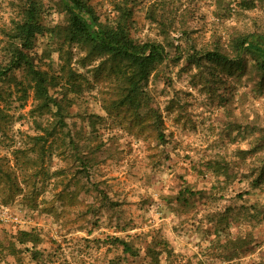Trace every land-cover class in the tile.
I'll list each match as a JSON object with an SVG mask.
<instances>
[{
  "label": "rangeland",
  "instance_id": "374dc122",
  "mask_svg": "<svg viewBox=\"0 0 264 264\" xmlns=\"http://www.w3.org/2000/svg\"><path fill=\"white\" fill-rule=\"evenodd\" d=\"M36 1L25 51L61 111L28 64L0 78V264H264V72L237 49L264 0H88L169 51L135 102L68 39L65 0ZM28 6L0 0V67ZM214 49L229 60L192 58Z\"/></svg>",
  "mask_w": 264,
  "mask_h": 264
},
{
  "label": "trees",
  "instance_id": "16d2710c",
  "mask_svg": "<svg viewBox=\"0 0 264 264\" xmlns=\"http://www.w3.org/2000/svg\"><path fill=\"white\" fill-rule=\"evenodd\" d=\"M27 1L29 6L26 10L25 19L18 25V31L15 35L19 43H14L9 63L0 67V78L16 67L28 64L29 68L26 70L34 82V98L38 101L37 108L43 110L50 108L54 104L57 108L56 113L60 114L61 105L49 91L51 77L46 72L35 69L30 64L28 53L25 51L31 47L33 37L42 29V25L37 20V14L39 13L37 1ZM65 3L69 12L70 22L66 33L68 39L78 43H85L88 47L87 56L93 55L101 57L103 61L108 60L111 64L108 70L109 74L105 76H109V78L113 76L119 83L124 85L125 101H140L139 95L144 93V87L149 76L159 64L169 57L166 45L157 40L137 41L131 36L127 27L128 12L126 11L123 12L124 17L122 20L104 24L100 21V17L88 0H65ZM249 5L250 3L248 5L246 3L247 7ZM237 49L239 53L248 51L253 54L257 59V66L264 72V34L241 38L238 40ZM199 53V51H195L192 58L196 60L203 56L218 62L229 60L225 54L216 49L206 50L198 55ZM60 120L61 124L64 125V120L62 118ZM45 130L48 131L47 129ZM48 134L51 133L48 132ZM34 138H37V136ZM39 138H42V136ZM0 172H3L1 166ZM5 174L8 178L11 176L8 168L5 169ZM182 192L184 194L186 192L193 194L187 187ZM120 242L126 250H130L128 243Z\"/></svg>",
  "mask_w": 264,
  "mask_h": 264
}]
</instances>
